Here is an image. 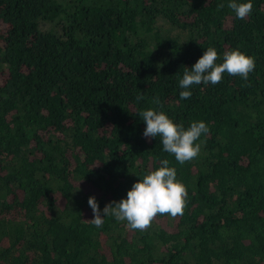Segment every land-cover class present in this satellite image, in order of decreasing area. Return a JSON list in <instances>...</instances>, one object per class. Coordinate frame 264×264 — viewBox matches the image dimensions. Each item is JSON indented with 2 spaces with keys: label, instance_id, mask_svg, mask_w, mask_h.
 I'll return each instance as SVG.
<instances>
[{
  "label": "trees",
  "instance_id": "trees-1",
  "mask_svg": "<svg viewBox=\"0 0 264 264\" xmlns=\"http://www.w3.org/2000/svg\"><path fill=\"white\" fill-rule=\"evenodd\" d=\"M228 3L0 0V264H264V0L243 20ZM209 46L254 70L181 99ZM149 107L208 125L195 159L144 137ZM161 159L187 188L182 216L90 222L89 196L126 198Z\"/></svg>",
  "mask_w": 264,
  "mask_h": 264
},
{
  "label": "clouds",
  "instance_id": "clouds-1",
  "mask_svg": "<svg viewBox=\"0 0 264 264\" xmlns=\"http://www.w3.org/2000/svg\"><path fill=\"white\" fill-rule=\"evenodd\" d=\"M230 8L237 19H245L253 9L252 0H229ZM218 4L217 8H223ZM187 42V41H185ZM184 43V42H183ZM215 47L209 46L191 66L185 67L179 87L182 89L181 99H189L193 85H216L224 74L239 76L244 80L255 68V59L246 55L239 47L229 48L223 52L222 62ZM143 93L136 96L137 101L144 100ZM153 104L160 105L158 97ZM139 116L145 123V138L159 136L163 150L174 156L180 165L195 159L201 150L200 138L209 132L204 121H192L187 128L183 123H176L163 110L149 107L141 110ZM187 203V188L177 179L176 169L170 166L168 159L159 160V166L139 178L127 191L126 198L106 203L101 210L94 196L88 197V205L92 210L90 222L97 228L102 227L105 217H114L117 221H126L131 230L146 231L151 227L158 215L172 218L182 216Z\"/></svg>",
  "mask_w": 264,
  "mask_h": 264
}]
</instances>
